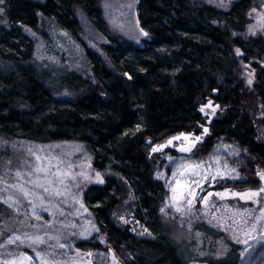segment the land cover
<instances>
[{"label": "trees", "instance_id": "1", "mask_svg": "<svg viewBox=\"0 0 264 264\" xmlns=\"http://www.w3.org/2000/svg\"><path fill=\"white\" fill-rule=\"evenodd\" d=\"M101 1L4 0L0 138L82 143L96 170L110 166L128 184L135 201L134 217L154 237L139 238L113 222L112 212L124 200L126 186L109 176L104 184L87 187L82 196L97 236L73 245L90 253L94 264H108L109 251L120 264H192L166 233L160 208L167 198L169 176L158 178L149 151L182 132L199 136L204 121L198 106L209 98L223 112L208 125V135L194 154L177 156L169 151L178 161L168 168L214 160L235 171L237 178L223 179L209 190L260 185L257 175L264 172V144L258 139L255 120L260 109L264 112V67L259 64L264 38L243 35L250 22L251 0H236L227 10L200 0H138L139 25L148 33L141 47L110 33ZM78 13L108 39L109 44L102 46L105 59L81 39ZM40 18L82 48L92 85L75 73L55 85L37 71L33 41L23 27L37 29ZM241 62L255 70L251 88L241 75ZM61 86L86 91L76 99H60L54 94ZM260 123L264 125V116ZM250 244L247 252L246 246L233 245L228 256L196 264H264V241L258 237Z\"/></svg>", "mask_w": 264, "mask_h": 264}, {"label": "rangeland", "instance_id": "2", "mask_svg": "<svg viewBox=\"0 0 264 264\" xmlns=\"http://www.w3.org/2000/svg\"><path fill=\"white\" fill-rule=\"evenodd\" d=\"M200 1L227 10L236 0ZM100 5L112 35L140 47L143 40L148 39V35L143 34L139 25L138 0H103ZM251 5L248 11L250 22L243 35L264 38V0H251ZM0 9H3L0 11V26L7 27L4 0H0ZM77 17L81 26V39L92 52L105 59L102 46L109 44L108 39L94 28L84 15L78 13ZM23 31L33 41L34 66L40 74L52 80L53 84L57 85L64 77L73 73L91 85L94 83L90 64L85 59L82 48L67 33L51 23H45L42 18L37 29L23 27ZM236 54L241 56L237 50ZM259 64L264 67V57ZM240 72L247 88H251L255 79L254 68L250 63L241 62ZM85 91V88L61 86L54 95L60 99H76ZM198 110L204 121L200 140L195 144L190 143L197 137L192 134L187 138L180 137L172 144L166 143L178 134L153 145L149 151L150 157L156 160L154 169L158 178L163 180L165 176H169L166 181L167 198L161 207L165 211L161 212L160 208V217L167 227L166 233L178 244L192 264L205 258H224L231 253L233 245L245 247L240 241L248 239L246 232L256 239L258 232L264 234V219L256 220L258 216L264 217V213L260 211L264 208V194L254 200H245L233 193H244L249 189L226 188L227 192L226 189H208L223 179H236L237 173L231 168L223 167L214 160L197 163L194 171L181 172L180 169H175V166L168 168L178 161L169 151L174 150L177 156L194 154L196 147L208 135V125L223 112V108L209 98L198 106ZM260 111L256 116L255 126L258 139L264 144V125L260 123L264 112L261 109ZM181 143L191 147L192 151H181ZM160 144H165V147L153 152V147ZM37 157L40 159L37 160ZM36 165L43 166L47 171L29 176V172H35ZM18 171L20 175H17ZM97 173L100 177H97ZM37 176L47 177L52 181L46 184L49 192H44L36 183H29ZM109 176L123 181L126 186L124 200L112 212L113 222L119 227H126L139 238H153L154 235L134 217L135 201L128 184L110 166L103 171L96 170L92 165V156L84 144L72 141L37 143L1 137L0 196L4 199H0V264H4L13 256L19 257L23 252L32 257L29 264H94L90 253L75 250L73 245L97 236L93 218L85 207L82 196L87 187L102 185ZM257 176L260 185L254 189L264 187V179L260 175ZM44 182V179L40 180V183ZM189 185L190 189L187 187ZM21 188L32 195L25 196ZM57 191L60 195H56ZM209 193L212 195L209 196ZM8 196L14 197L19 203L15 206L5 203ZM177 196L180 197L179 200L175 199ZM188 200H192L191 205ZM257 200L260 202L257 203ZM177 205L185 209L191 208V211L185 215L176 210ZM253 224L255 231L252 230ZM13 233L20 236L21 240L13 237L10 242L8 236ZM29 237H39L40 240L28 239ZM108 254V264H120L113 252L109 251Z\"/></svg>", "mask_w": 264, "mask_h": 264}, {"label": "snow or ice", "instance_id": "3", "mask_svg": "<svg viewBox=\"0 0 264 264\" xmlns=\"http://www.w3.org/2000/svg\"><path fill=\"white\" fill-rule=\"evenodd\" d=\"M222 6H225V5L222 4ZM0 11H3V9H0ZM141 31L143 32L144 35H148V33L147 32H144L143 29H141ZM237 52L239 53L240 52V49H237ZM249 82H251V81H249ZM205 132H207V129H205ZM191 135H192L191 133H183L182 132L178 136L170 138L166 143L167 144H172L174 140H178V139H180V137L187 138L188 136H191ZM198 140H200V137L199 136L195 137V140L191 141L190 143L195 144V142L198 141ZM164 147H165V144H160V145H156L155 147H153L152 150H153V152H155L158 149H162ZM179 148L183 152H191L192 151L191 147H186L183 143H181L179 145ZM39 159H40V157H37V160H39ZM169 159H172V158L169 157ZM185 163H187V162H185ZM197 166H198L197 164L188 163L187 168H185L184 163H182V164L177 165V168L180 169L181 172L188 171V170L194 171ZM46 171H47V169H45L43 166L36 165L35 166V172H29L28 175L29 176H33L36 173H42V172H46ZM17 175H20L19 171L17 172ZM175 175H176V172L174 171L173 172V176H175ZM258 175H260L261 178L264 179V172L258 173ZM97 177H100V174L99 173H97ZM41 179H44L45 182L44 183H40V180ZM29 183H36V184H38V186L40 188L43 189L44 192H49L50 189L46 186V184L52 183V181L50 179H48L47 177H39V176H37V178L35 180L29 181ZM13 187H17V185H13ZM187 187H189V189H190V185L187 186ZM21 191L23 192V194L25 196L32 195V193H30L29 191H27V190H25L23 188H21ZM227 191L228 190L226 189L225 192H227ZM262 194H264V187L258 188V189H249V190H247V192H244V193H241V192H235V193H233V195L239 196V197H241V198H243L245 200H254L257 197L261 196ZM56 195H60V193L57 191L56 192ZM192 195L194 197L195 196V193L193 192ZM208 195L211 196L212 193H209ZM216 195H221V193H216ZM0 199H4V197L3 196H0ZM175 199L179 200L180 197L177 196V197H175ZM204 199H205V202H207V197H205ZM41 201L43 202V197H41ZM259 202L260 201L257 200V203H259ZM5 203H10V204H13V206H15V204H18L19 201L18 200H14V197H12V196H8L5 199ZM188 204L191 205L192 204V200H188ZM176 210L178 212H182L183 214L187 215V213L189 211H191V208H186L185 209V208H181L179 205H177V209ZM164 211H165V209L164 208H161V212H164ZM260 211L262 213H264V208H261ZM33 212H35V206L33 207ZM121 219H123V217H121ZM261 219H264V217H260V216L256 217V220L257 221H259ZM190 226L191 225H189V227ZM252 230L255 231V225L254 224H253ZM245 235L248 237V239H244L243 241H240V242L246 246L245 249H244V251L247 252L248 247H252V245L249 243V241L256 239V237H252L247 232L245 233ZM257 236L259 237V239L261 241H264V234L258 232L257 233ZM13 237H15L16 240H21V237L20 236H17L15 233H13V235H11V236H8V240L10 242H12L13 241ZM233 238L236 239L235 236ZM28 239H35L37 241L40 240L39 237H29ZM37 255H40V253H37ZM114 259H115V257H114ZM31 261H32V257L29 256L27 252H23V253H21V255L19 257L13 256L12 259L5 261L4 264H29V262H31ZM53 264H56V262H53Z\"/></svg>", "mask_w": 264, "mask_h": 264}]
</instances>
